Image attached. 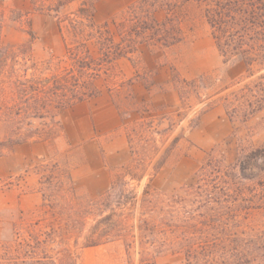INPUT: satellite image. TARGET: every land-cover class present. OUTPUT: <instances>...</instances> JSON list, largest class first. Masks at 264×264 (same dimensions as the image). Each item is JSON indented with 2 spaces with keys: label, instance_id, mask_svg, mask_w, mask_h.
I'll return each instance as SVG.
<instances>
[{
  "label": "rangeland",
  "instance_id": "obj_1",
  "mask_svg": "<svg viewBox=\"0 0 264 264\" xmlns=\"http://www.w3.org/2000/svg\"><path fill=\"white\" fill-rule=\"evenodd\" d=\"M108 1L0 0V51L6 53L2 67L9 71L5 88L0 84V157L27 140L46 138L54 143L61 132V112L54 104L49 111L42 108L34 100L35 92L42 89L43 80L49 82L53 101L52 76L77 67V58L84 59L88 66L82 78L95 89L84 100L104 97L115 105L129 142L131 159L113 178L118 181L117 199L124 189L134 191L138 216L144 190L154 192L146 208L154 209L149 220L169 233L156 234L153 245L143 246L149 251L143 256L139 234L95 246L70 241L77 264H198L229 257L231 242H219L227 245L224 250L207 245L217 228L196 226L191 216L198 200L225 199L228 205L216 210L225 218L238 215L231 233L264 234V198H252L264 173L252 179L238 173L242 157L264 147V104L252 112L262 101L247 89L240 91L247 84L253 87L262 75L246 79L243 63L224 62L204 16V4L198 0H136L124 8ZM82 5L84 12L79 14ZM92 5L98 27L89 24ZM110 10L116 12L110 15ZM75 14L81 21L77 27L68 20ZM12 79L22 84H11ZM14 91L23 92L21 100ZM57 154L54 145L49 158L28 171L0 176L1 264H38L31 259L42 255L57 261L64 258L54 236L44 253L41 247L33 254L27 246L38 237L35 222L48 230L57 226L58 221L46 213L45 201L54 203L56 211L74 204H94L96 211L97 201L111 189L98 197L78 191L67 160L58 161ZM143 163L147 170L141 180L124 171L130 165L132 173L140 175ZM31 175L38 179L35 188L27 180ZM33 189L40 192L41 202L34 209H23L20 198ZM28 204L25 201L24 206ZM62 215L66 219L65 212ZM195 232V243L201 244L193 252L190 236ZM132 240L136 244L127 248ZM24 259L30 262L22 263Z\"/></svg>",
  "mask_w": 264,
  "mask_h": 264
},
{
  "label": "trees",
  "instance_id": "obj_2",
  "mask_svg": "<svg viewBox=\"0 0 264 264\" xmlns=\"http://www.w3.org/2000/svg\"><path fill=\"white\" fill-rule=\"evenodd\" d=\"M198 1L204 4V16L211 27L216 47L223 57L224 62L237 60L243 63L246 79L255 76L257 73H261V80L255 82L253 87L247 84L240 89V91L247 89L250 91V95L255 97L256 101L258 99L262 101L254 109L252 108V112H255L256 109H260L264 104V83L262 81L264 78V0ZM84 7L85 5H82L78 9L79 14H83ZM94 14L95 6L92 5L90 13L88 14L89 24L91 27H98L93 23ZM68 18L70 25L73 27H77V24L81 23L76 18V14ZM104 26L108 28L107 24ZM5 58L6 53L0 51V69L4 77V79L3 77L0 78V84H2L1 89L5 88V79L9 73L8 70L4 71L2 67L5 65ZM76 62L78 63L77 67H67L59 74L52 76L54 78L53 84H55V98L53 101L49 94L51 85L48 84L49 82L43 80L42 89L35 92L34 97V100L38 99L42 108H46L49 111V108L54 104L53 106L59 112H62L75 103L83 101L94 94L95 89H91L88 82L82 78L83 70L88 66L87 63L83 65L84 59L80 58H77ZM11 82V84H22L18 79H12ZM196 82V80L192 81L195 84ZM14 93V96L17 95L18 99L20 97L21 100L23 92L14 91ZM17 97L11 99L14 102L13 106L17 104ZM58 123L61 129L59 120ZM43 140L47 139L45 138ZM140 165L142 166V173L140 175L132 173V166L130 165L124 167V171L131 178L141 180L144 175L143 172L147 169L145 163ZM137 168L139 167L137 166ZM155 169L158 170L157 167ZM262 172L264 173V147L253 150L239 161L238 173L241 178L252 179L260 176ZM257 184L259 188L254 192L252 198H259L257 200H261L264 198V181L259 180ZM117 186V179H113L111 189L97 201L96 211H94V204L87 207H78L74 204L68 210L61 206L56 211L54 209V203L50 200L48 203L45 201L43 206L48 207L46 213L51 214L54 221H58L57 226L48 230L40 226V221L35 222L34 227H39L36 229L38 231L36 233L38 237L34 239V242H29L27 246L32 248L31 253L33 254H35L36 249L39 248L41 250V247V252L44 253L49 243L48 241L53 240L51 237L54 236L58 239V244L61 245L60 252L64 254V258L57 261V259L42 255L36 258V260H33L34 258L31 259V261L38 264H77V258L75 255H72L68 245L70 241H73L76 246L81 243L83 246H95L113 241L125 234L133 239L139 234L142 249L139 253L142 256L146 253L148 254V247L143 248V246L146 244L153 245L156 234L169 233L168 230H163L157 225L152 224L151 220H149L150 212L154 209L150 208L147 211L146 208L151 206L154 200V192H151L149 189L144 190L141 198V210L137 216L138 200L136 193L132 190L124 189L117 199L115 193ZM73 198L75 200L77 198L75 193ZM114 201H117L115 205H113ZM197 204V210L191 216L194 225H207L214 230L217 228L216 230L218 232L212 235V239L208 241L207 245L212 244V247L216 248L221 246L219 242L228 240L231 242V256L213 257L208 259L207 262L198 264H264V234L257 232L252 236H246L241 230L231 233L230 227H233L234 221L237 222L238 215L236 214L235 217L225 218L224 213L216 210L221 208L222 205L227 206L228 201L209 196L204 201L198 200ZM64 212L67 216L66 219L62 215ZM219 228L226 231L225 235H220ZM196 234L195 232L190 236V240L193 241L190 249L193 252L201 244L199 242L195 243L197 241ZM42 236H44L43 239H41ZM133 244H136L135 240L128 241L126 247L131 248ZM226 246L222 244L220 248L224 250ZM182 248L185 247L183 246ZM187 252L190 251L187 250ZM28 261L30 262V260L24 259L22 263Z\"/></svg>",
  "mask_w": 264,
  "mask_h": 264
},
{
  "label": "crops",
  "instance_id": "obj_3",
  "mask_svg": "<svg viewBox=\"0 0 264 264\" xmlns=\"http://www.w3.org/2000/svg\"><path fill=\"white\" fill-rule=\"evenodd\" d=\"M136 0H109L112 6L127 7ZM116 11L110 10V15ZM61 132L54 143L48 140H27L17 143L0 157L1 177L28 171L37 161L48 159L55 145L57 159L67 160L75 188L91 197L105 194L114 174L127 165L131 151L119 110L104 97L83 100L61 112ZM31 186L38 184L36 176L27 177ZM35 188V187H34ZM23 209H34L41 194L33 189L21 196ZM28 201V206H24Z\"/></svg>",
  "mask_w": 264,
  "mask_h": 264
}]
</instances>
